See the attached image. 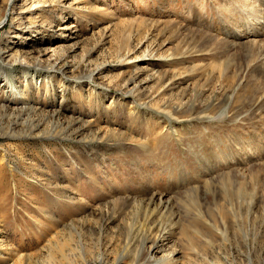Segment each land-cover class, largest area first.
Here are the masks:
<instances>
[{"label": "rangeland", "instance_id": "rangeland-1", "mask_svg": "<svg viewBox=\"0 0 264 264\" xmlns=\"http://www.w3.org/2000/svg\"><path fill=\"white\" fill-rule=\"evenodd\" d=\"M24 3L0 28V264H264V0Z\"/></svg>", "mask_w": 264, "mask_h": 264}, {"label": "bare ground", "instance_id": "bare-ground-1", "mask_svg": "<svg viewBox=\"0 0 264 264\" xmlns=\"http://www.w3.org/2000/svg\"><path fill=\"white\" fill-rule=\"evenodd\" d=\"M17 0H8L4 15L0 19V28H2L5 25V21L11 16V14L15 11V4ZM68 0H25L23 11L20 13L23 16H30L34 19H39L40 15H45L47 12L52 11L56 9L58 6L62 8L67 7ZM61 3V4H60ZM56 4H59L58 6H55ZM42 15V16H43ZM44 20V18H43ZM28 23L22 24L19 23V25L15 28V30H18V27H22L21 30H29L32 31V28L35 25V22L33 21H27ZM26 27H23L25 26ZM43 25V24H42ZM37 28V27H36ZM28 32H26L27 34ZM20 38V37H17Z\"/></svg>", "mask_w": 264, "mask_h": 264}]
</instances>
